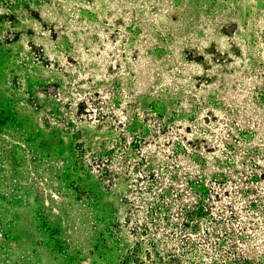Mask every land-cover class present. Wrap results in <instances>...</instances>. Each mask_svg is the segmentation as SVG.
<instances>
[{
	"label": "trees",
	"instance_id": "trees-1",
	"mask_svg": "<svg viewBox=\"0 0 264 264\" xmlns=\"http://www.w3.org/2000/svg\"><path fill=\"white\" fill-rule=\"evenodd\" d=\"M16 1L0 14L37 18L30 5L53 2ZM28 48L8 51L12 84L0 86V264H41L42 250L67 264H264V92L247 85L242 52L235 64L230 49L178 59L136 46L114 66L93 46H63L55 61ZM105 69L133 79L107 82Z\"/></svg>",
	"mask_w": 264,
	"mask_h": 264
},
{
	"label": "rangeland",
	"instance_id": "rangeland-1",
	"mask_svg": "<svg viewBox=\"0 0 264 264\" xmlns=\"http://www.w3.org/2000/svg\"><path fill=\"white\" fill-rule=\"evenodd\" d=\"M59 1L69 11L64 12L56 0L51 5H42L40 1L31 4L30 7L39 12L37 18L32 17V11H23L15 19L9 20V11H1L0 55L5 59L3 72L6 79L0 78V86L12 84L10 64L16 58L14 52L8 53L12 49H26V53L30 54L35 51L28 46H44L49 60L55 61L57 50L63 46H93L100 62L107 63L109 60L108 64L112 62L116 66L121 53L131 63L129 57L136 46H160L175 49L179 53L178 59L184 58L185 52L198 50L207 54L208 58L215 59L230 49L231 60L235 64L238 62L236 55L242 52V57L249 65L247 76L254 78H249L247 85L251 88L258 85L260 93L264 92V0H130L133 6L123 7L119 5V0H90L88 3L84 0ZM120 1L127 3L126 0ZM15 4L23 10L26 0L16 1ZM130 11L134 15H129ZM119 23L124 24V27ZM137 24L142 30L135 28ZM105 26L119 30L124 35L114 37L105 30ZM96 35L101 40H97ZM212 48L217 50L215 57L210 54ZM113 50L117 53L110 61L112 58L109 54ZM37 68L44 78L61 76L55 69H43L42 65ZM103 73L107 82L113 76L125 83L133 79L132 73L125 69L111 76L106 69ZM42 85L47 83L43 82ZM13 91L19 98L23 97L22 92ZM42 188L46 195L50 194L49 187L42 184ZM41 200L47 208L44 214L48 219H45L53 222L52 213H57L52 210V204L45 201V194ZM31 212V208H24L22 216L28 218ZM29 232L41 237L39 232ZM57 257L61 259L56 260ZM40 258L41 264H67L62 257L46 250H42ZM83 259L74 264H92L91 259Z\"/></svg>",
	"mask_w": 264,
	"mask_h": 264
}]
</instances>
